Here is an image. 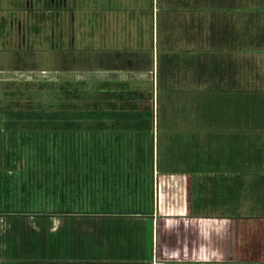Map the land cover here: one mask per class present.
I'll list each match as a JSON object with an SVG mask.
<instances>
[{"label":"rangeland","instance_id":"rangeland-1","mask_svg":"<svg viewBox=\"0 0 264 264\" xmlns=\"http://www.w3.org/2000/svg\"><path fill=\"white\" fill-rule=\"evenodd\" d=\"M214 2L0 0V67L14 74L0 82V174L10 177L11 209L2 211L0 192V247L23 250L11 257L116 264L123 259L119 228L100 217L129 210L147 214L132 220L137 229L127 224L120 232L122 242L144 248L138 260L264 264V178L249 174L246 163L245 97L254 91L246 83L233 91L211 86L225 19L206 10ZM111 51H145L150 63L109 69ZM228 60L237 72L239 59ZM252 60L259 114L262 48ZM231 103L242 116L230 127L237 134L214 117L229 116ZM259 146L252 168L264 157ZM41 212L43 225L34 218ZM88 240L104 246L101 259L89 255Z\"/></svg>","mask_w":264,"mask_h":264},{"label":"crops","instance_id":"crops-1","mask_svg":"<svg viewBox=\"0 0 264 264\" xmlns=\"http://www.w3.org/2000/svg\"><path fill=\"white\" fill-rule=\"evenodd\" d=\"M205 8L206 10H215L217 13H220L221 18L223 19L225 18L223 21V24L221 25L223 28L222 30L223 36L219 38L221 45L218 46L217 44L216 46V52H217V60H216V67H215L216 68V81L211 83L212 88L216 87L218 91H220L221 89L223 90L227 89V90L233 91L235 89H240V87H243V83H246V89L254 91L252 95L247 94V96L245 97L246 102H247L246 122L248 124L246 128H247V131H249V134L248 132H246V135H248L247 162L246 163L248 164L247 170L249 169V174L258 173L259 175L263 176L260 179H263L264 178V163L262 161H264V157L262 158L259 156L258 160L260 161V164L256 165L253 168L249 165V162L252 161L251 160L252 158L251 154L253 155L252 151L255 150L257 152L258 148L261 149L259 145H264V115H263L264 112L262 111L263 108L260 107L261 112L257 114L256 112L257 109L255 107L256 105L255 102L257 99V92L255 93V90L257 91V89H260L261 87L259 88L258 86L257 88L256 63L254 60H252V59H255V54L257 50L262 48L264 51V11L262 12V9L264 8V6L256 5L254 1L252 4H250L248 1L247 3H245L243 0H215L214 3H206ZM259 11L261 13L260 16H262L261 19H257V20L251 19V15L253 14L255 16L256 13ZM216 23H218V21ZM3 33L0 35V41L2 38L1 36H3ZM229 58H231L232 60L237 59V58L239 59V62L237 61L236 63L240 65V68H243L242 70L244 73L243 75L241 74V71H239L240 68L238 69L237 72L230 70V69L228 70V68L232 67V64H233V61L228 60ZM12 69L13 68H9V67H0V82L1 81L3 82L5 79H9L14 75V74H11ZM26 72L27 71H23V72L21 71L20 73L25 74ZM238 74H240L241 76H239ZM224 95L226 94L223 93L222 96ZM253 95H254V98H253ZM236 96H238V100H239L240 94H236L234 96V102L237 101V99H235ZM216 99H219V93L217 92H216ZM220 100L223 103V105L228 104V96L225 97V100L222 97H220ZM232 105L234 104L231 103V105L227 107L229 110L231 107V111H232L231 113L228 114L229 116L224 117V116H219V114H215L214 116L216 122L219 120L222 122L223 121L226 122V125L221 126V129H230V127L233 128L232 125L238 126V123L241 121L240 119L242 118V116L241 115L238 116V114L235 115L237 113V109L235 106L232 108ZM2 116L4 117L5 114H2ZM228 131L231 132L233 131V129L232 130L230 129ZM233 133L237 134V131L234 130ZM256 152H255V155H256ZM226 165L229 166L227 163ZM235 168L239 169V166ZM218 169H222V167ZM219 177L221 178L224 176L222 174V176H219ZM250 180L251 178L249 177V184L251 183ZM244 181L245 180L243 179V182ZM259 182L262 185V181H259ZM263 185H264V181H263ZM263 187L264 186L260 188L262 191H263ZM110 215L111 214H105V215L103 214L102 217L100 218L101 220H104V222L106 221L105 223L109 221V218L111 219V221L115 220L116 221L115 227L117 231H118V228L119 230L121 229V231H123L122 228L125 229V227H128V225L130 227L134 226V228L137 229V225H135V223H133L134 221L132 220H135L137 218L139 219L141 218L143 220L147 218V217H144L147 214L145 215L143 213H138V212L121 213V215L116 214V216H112V215L110 216ZM5 216L8 218L13 217V215H10V214L5 215ZM0 217H1V214H0ZM259 217H264V212L260 214ZM154 220L156 222L157 217L154 218ZM138 228L140 227L138 226ZM120 243L117 244L119 246L117 248L120 249L121 251L120 255L122 258L123 257H126V259L138 258V254L136 253L137 255L135 254L134 256V253L137 250H141V251L144 250V248L134 247V245L130 242H122L121 240ZM17 245H18L17 243H13L11 244V246H9V244L5 242L4 245L0 247V253H2V255H0V264H31L30 259L26 257V255L22 254L23 250L21 248V245H20V248L18 247L19 245L18 246ZM15 248L16 249L19 248V251H22V252H19L20 255H17V256H20L19 257L20 259L17 257H14V258L11 257L12 253H14L15 251ZM104 252H105L104 246L102 245V253L98 257V259L99 258L101 259L102 255L104 256ZM41 263L42 262L39 261V262H36L35 264H41Z\"/></svg>","mask_w":264,"mask_h":264},{"label":"trees","instance_id":"trees-1","mask_svg":"<svg viewBox=\"0 0 264 264\" xmlns=\"http://www.w3.org/2000/svg\"><path fill=\"white\" fill-rule=\"evenodd\" d=\"M137 52L138 53H135V51H134V52L130 53V55H128L126 53L123 56L122 54H119V52L111 51L109 56H107V60H108L109 63H107L106 66L109 69H114L115 66H118V67L122 66V67L127 68V69L144 70V69H146V67L150 63V56L151 55L146 53L145 51L144 52L143 51L142 52L137 51ZM118 172L119 171H117V173ZM120 173L121 172H119L118 174H120ZM109 174H110V172H109ZM9 178L10 177H8L6 174H3V173L0 174V192H1V198H2V208H3L2 211L4 213L11 212L10 203L8 201V196H9L8 182H9ZM128 211L129 210L120 211V212H122V213H133V212H128ZM103 212L110 213V212H114V211L108 210L106 212V210H105ZM35 217L41 218L42 221H38V222H39L40 225H43L42 222H43V219H46V216H44L42 214V212H41L40 214L34 216V218ZM122 230H123V228H122ZM118 232H119V235H120L119 236L120 239L123 241L126 236L125 235L123 236L120 233V232H122L121 229ZM131 235H132V233L129 236H131ZM88 241L89 242H87V244H89V248H88L89 255H93V258H95V259L98 258L101 255V253H102V245H101V243L99 241L97 242V241H94V240L93 241L88 240ZM71 249L73 250L74 248L72 247V248L68 249L67 251H65V252L70 251L69 252L70 256H71V253H72ZM61 251H63V247H61ZM128 252H130V251H128ZM136 253L138 254V257H140L141 255L144 254V250H142V251L141 250H137L134 253V256H135ZM124 258L125 257H123V259H121L120 261L118 260L116 264H148L147 262H145V260H138L137 258H135V260H134L135 262H134V261H131L129 258H128V260L124 259ZM70 264H73V262H71ZM77 264H78V262H77ZM90 264H95V263H90ZM109 264H112V263H109Z\"/></svg>","mask_w":264,"mask_h":264},{"label":"built area","instance_id":"built-area-1","mask_svg":"<svg viewBox=\"0 0 264 264\" xmlns=\"http://www.w3.org/2000/svg\"><path fill=\"white\" fill-rule=\"evenodd\" d=\"M41 73H45V70H41Z\"/></svg>","mask_w":264,"mask_h":264}]
</instances>
